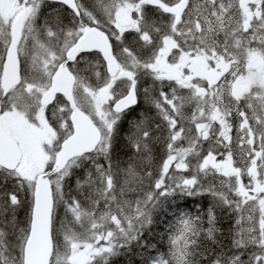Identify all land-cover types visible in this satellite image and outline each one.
Instances as JSON below:
<instances>
[{"label":"snow or ice","instance_id":"obj_1","mask_svg":"<svg viewBox=\"0 0 264 264\" xmlns=\"http://www.w3.org/2000/svg\"><path fill=\"white\" fill-rule=\"evenodd\" d=\"M0 264H264V0H0Z\"/></svg>","mask_w":264,"mask_h":264},{"label":"trees","instance_id":"obj_2","mask_svg":"<svg viewBox=\"0 0 264 264\" xmlns=\"http://www.w3.org/2000/svg\"><path fill=\"white\" fill-rule=\"evenodd\" d=\"M189 203H191V201H189ZM205 203H206V201H205ZM225 226H227V225H225Z\"/></svg>","mask_w":264,"mask_h":264}]
</instances>
